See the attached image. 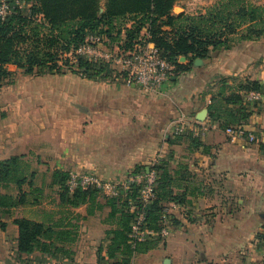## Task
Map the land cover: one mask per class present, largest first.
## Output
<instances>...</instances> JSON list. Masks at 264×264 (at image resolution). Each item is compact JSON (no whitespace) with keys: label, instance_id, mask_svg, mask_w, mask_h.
I'll list each match as a JSON object with an SVG mask.
<instances>
[{"label":"crops","instance_id":"obj_1","mask_svg":"<svg viewBox=\"0 0 264 264\" xmlns=\"http://www.w3.org/2000/svg\"><path fill=\"white\" fill-rule=\"evenodd\" d=\"M101 37L115 49L124 43ZM147 41L144 31L135 46ZM202 62L175 71L163 95L143 91L112 66L114 73L104 80L42 71L26 76L29 80L19 88L0 89V161L31 159L38 187L44 189L40 205L2 217L6 227L0 229V264H111L106 249L117 226L109 221V207L92 216L88 206L75 210L81 220L73 258L35 253L21 262L15 221L39 222L45 212L62 209L51 173L83 172L121 181L158 157L172 175L187 167L189 178L175 190L184 205L175 211L167 206L179 224L130 264H264V245L257 240L264 230V147L230 137L209 121V107L222 87L227 94L239 93L240 83L249 80L263 87L262 110L244 128L257 136L264 132V40L212 53ZM8 70L23 73L12 65ZM181 122L186 130L174 144L173 129ZM189 134L205 148L193 146Z\"/></svg>","mask_w":264,"mask_h":264},{"label":"trees","instance_id":"obj_2","mask_svg":"<svg viewBox=\"0 0 264 264\" xmlns=\"http://www.w3.org/2000/svg\"><path fill=\"white\" fill-rule=\"evenodd\" d=\"M14 2L15 0H11ZM23 8H16L4 21L0 20V89L2 82L13 76L8 66H15L26 76L42 71L47 73L79 74L87 79H108L114 71L109 64L94 63L76 55L91 34L105 36L111 44L121 42V50L128 51L146 31L149 42L174 68L173 73L189 70L197 59L206 60L212 53L232 50L235 46L264 40V4L250 0H221L199 15H174L179 0H105L104 13L99 0H20ZM130 25V28L128 27ZM185 57L189 63L180 64ZM43 73V72H42ZM124 75V74H122ZM125 77V75H124ZM239 93L227 94V87L216 95L209 107V121L222 130L239 128L260 113L261 102L251 103L241 93H260L259 82L245 81L238 86ZM181 136L176 141H181ZM193 146L204 147L199 137L189 134ZM144 168H137L139 172ZM157 172L156 200L147 209L145 227L159 233L163 215L169 204L184 205V198L175 194L181 182L188 177L187 167L172 175L168 164L154 167ZM37 173L26 156L0 161V229H5L2 217L13 215L20 207L38 206L44 189L35 185ZM69 173L54 172L52 187H58L62 209L45 212L42 220L15 221L19 229L18 260L35 253L46 256L74 257L73 247L79 240L81 216L76 209L88 206V214L109 207V221L117 228L110 233L106 251L111 264H130L136 254H145L161 242L132 244L129 237L134 216L129 212L128 200L107 199L97 190H78L70 193L67 187ZM27 187L30 189L27 191ZM132 199L138 197L134 189ZM100 199L105 200L102 205ZM173 226L179 223L171 215ZM264 245V230L257 238Z\"/></svg>","mask_w":264,"mask_h":264},{"label":"built area","instance_id":"obj_3","mask_svg":"<svg viewBox=\"0 0 264 264\" xmlns=\"http://www.w3.org/2000/svg\"><path fill=\"white\" fill-rule=\"evenodd\" d=\"M20 0H0V20L4 21L13 14L14 9L23 8ZM76 55L94 63H106L112 67H118L129 83L140 87L143 91L153 95H163L169 89L173 76V67L162 56L156 46L147 41L138 44L131 50L124 51L120 48L107 46L104 39L91 34L86 38ZM245 100L251 103L262 101V94L249 93ZM185 124L178 123L173 129V136L183 135L186 130ZM226 133L230 137L246 138L249 144L262 145L264 147V132L257 136L241 126L239 128H229ZM164 158H156L149 168L137 172L133 171L121 181H111L96 174L71 172L67 182L70 193L78 190H97L107 199L128 200L129 212L134 216L129 234L132 244L154 240L157 236L166 238L172 230L171 214L164 212L161 223V230L155 233L145 227L147 219V209L156 200L157 172L154 167L161 164ZM138 189V197L132 199L134 189ZM177 205L172 204L171 209L176 210Z\"/></svg>","mask_w":264,"mask_h":264},{"label":"rangeland","instance_id":"obj_4","mask_svg":"<svg viewBox=\"0 0 264 264\" xmlns=\"http://www.w3.org/2000/svg\"><path fill=\"white\" fill-rule=\"evenodd\" d=\"M99 1H100L101 5H102L101 13H104L105 0H99ZM220 1L221 0H179L176 3L174 9L175 8H181V10L174 12V9H173V14L177 15V16L181 15V14H185V15H199V14H203V13H205V11L208 8H211L212 6H214L216 3L220 2ZM250 1L253 4H256V5L264 4V0H250ZM124 31H125V28H124L123 33L121 35L122 36L121 40H122V38H125ZM122 42H123V40H122ZM10 72L14 74L13 71H10ZM27 79L29 80V78H26V75L24 73H20V72H18L17 74L15 73L13 76L6 78L2 82V87L1 88H19V83H21L22 80H27ZM33 162L35 164L37 162V159L36 160L33 159ZM52 174L53 173H51V176H52ZM35 181H36L35 185L39 186V181L37 180V178H36ZM25 189L27 191L30 190L27 187H25ZM0 191L4 192L1 189H0ZM225 192H227V190ZM248 192H249V190H247V193ZM234 197L236 198L237 196H234ZM231 205H232V207H234L235 210H237V207H236L238 205L237 201H234L233 204H231Z\"/></svg>","mask_w":264,"mask_h":264},{"label":"water","instance_id":"obj_5","mask_svg":"<svg viewBox=\"0 0 264 264\" xmlns=\"http://www.w3.org/2000/svg\"><path fill=\"white\" fill-rule=\"evenodd\" d=\"M178 10H181V8H175L174 9V12H176V11H178ZM187 59L185 58V57H182L181 58V62H185ZM203 62H202V60L201 59H197V60H195V62H194V66H199L200 64H202ZM206 118V115L203 113V114H201L200 116H199V119L201 120V121H203L204 119Z\"/></svg>","mask_w":264,"mask_h":264},{"label":"bare ground","instance_id":"obj_6","mask_svg":"<svg viewBox=\"0 0 264 264\" xmlns=\"http://www.w3.org/2000/svg\"><path fill=\"white\" fill-rule=\"evenodd\" d=\"M179 11V10H178Z\"/></svg>","mask_w":264,"mask_h":264}]
</instances>
